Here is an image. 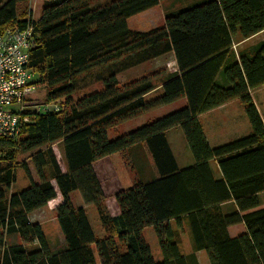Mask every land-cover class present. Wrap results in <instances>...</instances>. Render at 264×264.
Wrapping results in <instances>:
<instances>
[{"label": "trees", "instance_id": "16d2710c", "mask_svg": "<svg viewBox=\"0 0 264 264\" xmlns=\"http://www.w3.org/2000/svg\"><path fill=\"white\" fill-rule=\"evenodd\" d=\"M21 1L27 0H0V30L26 23L29 11L26 16L17 11ZM161 1L42 3L40 17L32 20L29 50L36 89L18 137H0V264H198L193 252L179 249V228L185 225L193 251L204 249L210 264H264V206L258 195L264 191V116L252 95L264 84V39L235 46L264 30V0H195L166 10L162 24L129 27L130 16ZM165 54H173L175 69L119 81L120 73ZM96 83L100 86L93 87ZM158 86L161 94L148 99ZM180 98L185 99L180 108L109 137L118 124ZM233 99L244 105L250 130L211 145L199 115ZM51 101L58 110L36 107ZM174 126L193 159L184 167L166 137ZM54 143L61 147L63 167ZM134 143L143 146L151 177L117 191L119 212L112 215L93 162ZM37 148L42 150L31 161L38 181L17 161L18 154ZM210 160L220 177H214ZM17 168L28 184L9 191ZM57 191L61 202L55 216L64 247L54 251L42 225L28 214ZM74 191L95 207L103 235L86 208L72 202ZM230 199L236 208L224 210L221 203ZM148 226L158 241L159 260L143 235ZM10 236L17 241L9 242Z\"/></svg>", "mask_w": 264, "mask_h": 264}, {"label": "rangeland", "instance_id": "374dc122", "mask_svg": "<svg viewBox=\"0 0 264 264\" xmlns=\"http://www.w3.org/2000/svg\"><path fill=\"white\" fill-rule=\"evenodd\" d=\"M195 0H162L158 5L153 6L151 8H148L144 11H141L139 13H136L132 16H130L127 20L129 27L133 29H139V30H145L148 28H151L153 26L162 24L164 22V14L166 10L173 9L176 7H181L188 5L189 3H192ZM41 8L42 3L37 0H27V1H21L18 4V13L24 12V16L29 14L32 18L38 19L41 14ZM21 18V17H20ZM264 38V32L259 33L258 35L250 38L249 40L245 41V44H251L252 42ZM242 43V45H243ZM238 45V46H237ZM235 45L236 47L242 46L240 43ZM175 61L173 54H165L163 56L157 57L154 60L148 61L146 63H143L139 66L133 67L131 69H128L118 75V79L121 83H127L133 79H136L138 77H141L142 75L149 74L150 72L157 70L159 68H167L168 70L175 69ZM100 86V83H96L93 85V87ZM156 90L153 91L151 94L148 95V99L153 98L159 94H161L162 89H160V86L155 88ZM252 94L254 99L257 102V108L259 109L262 116H264V86H259L256 89L252 90ZM61 100V99H60ZM185 103L184 98H180L178 100L172 101L170 103L163 104L161 106H158L154 109H151L143 114L138 115L135 118L126 120L120 124H118L116 127H113L109 130V137L113 138L117 135H120L122 133H125L131 129H134L144 123H147L150 120H153L155 118L162 117L163 115H166L178 108H180ZM199 120L201 122V125L205 131V133L208 135L210 130H212V127L218 130V135L220 134V138H222L220 143H223L225 141H228L229 139L235 137L244 135L250 130V126L248 123V119L245 114L244 105L238 100L233 99L224 105L220 106L217 109H214L213 111H209V113H204L199 116ZM214 135L211 137L210 135V141H213L212 139L216 140V134L217 132L215 130H212L210 133H213ZM174 142L177 143L178 146L182 148V150H189V148L186 149V141L181 137V135L178 134V136L174 139ZM54 152L59 159V162L63 165L62 160V150L61 147L57 144H53ZM42 150L41 148H37L28 152L20 153L17 156V161H24L32 175V177L37 180V175L35 173V169L33 166V163L31 161V156ZM189 152V151H188ZM129 159L130 166L134 167V162H131L130 157L127 156ZM125 158V159H127ZM139 164L144 166L148 169L149 161L146 159L145 155H139ZM112 161L114 162L113 166L115 171L117 172V175L115 176L113 173L110 175H104V178L106 179H118L120 174L123 176H126V174L130 175V166L128 164H123L122 158H117V154L112 155L111 157ZM98 160V159H97ZM96 161V160H95ZM97 163L94 162V167H96ZM127 168H126V167ZM125 167V168H124ZM120 174H119V173ZM99 173L100 181L105 182L106 180H103L102 175ZM148 172L142 174L145 175ZM131 176V175H130ZM54 184V187L56 188V185L54 181H52ZM28 184V179L25 176L24 171L22 168L16 169V180L13 182L11 189L9 191H18L24 187H26ZM57 190V189H56ZM72 202L77 204L79 201V194L76 196V193L71 194ZM61 202V196L59 192H56V196L52 198V200L48 203V205L45 208H40L37 210H34L30 213V220L33 222H39L43 229H45L49 235V238L52 240H58L62 238V235L59 230V226L57 225L56 216H55V208L56 206ZM49 214V216H45L46 214ZM90 215V214H89ZM143 235L145 239L149 242L152 254L153 256H156L157 253H159V247H158V241L156 238V235L154 234L153 230L145 231L143 232ZM17 239V237H15ZM15 239L12 237L9 238L10 241H14Z\"/></svg>", "mask_w": 264, "mask_h": 264}, {"label": "crops", "instance_id": "0c3cea01", "mask_svg": "<svg viewBox=\"0 0 264 264\" xmlns=\"http://www.w3.org/2000/svg\"><path fill=\"white\" fill-rule=\"evenodd\" d=\"M262 32H264V30L260 31L259 33H262ZM259 33L251 36L250 38L258 35ZM250 38H248V40ZM262 39H264V38H262ZM259 40H261V39H259ZM259 40H256V41H254L252 43H255V42L259 41ZM245 41H247V39L242 40L239 43L242 45V43L243 42L245 43ZM260 86H264V84H262ZM256 88H254V89H256ZM155 90L156 89L152 90L151 92L147 93L145 96L148 97V95L151 94ZM253 100H254L255 104L257 105V102L254 99V97H253ZM220 106H222V105H220ZM220 106H218V107H216L214 109H217ZM214 109H211L209 111H213ZM209 111H207V112L209 113ZM207 112H204V113H207ZM204 113H202V114H204ZM199 116H201V114ZM212 130H215L217 132L216 140L212 139L213 141H210V139H209L210 135H211V137L214 135V132L210 133ZM212 130H210L208 135L205 133L208 142L211 145L220 144V142H222V141H220L222 138L219 137L220 134L218 135V130L215 129L214 127H212ZM178 134L181 135V137L183 139H185L181 129L178 126H174V127H171V128L166 130V137H167V140H168V142L170 144V147H171V149H172V151H173V153H174V155L176 157V161H177V163H178V165L180 167H184V166L192 164L193 159H192V156H191L189 150H186V152H185V150H182V148L180 146H178L177 143L174 142V139L178 136ZM185 145H186V149H187L188 145L187 144H185ZM114 154H117V158L120 157L123 160H125V157L123 156L125 154L126 158H127V156H129L131 162H134V167L129 165L130 166V171L129 172H130L131 176L129 174H126V176L122 177V175L118 172L120 174L118 179L113 178V179L110 180V179H106L107 177L104 178V175L107 176V175H110L112 173L115 176L117 175V172L115 171L114 166H113L114 162L111 159L112 155H114ZM142 154L144 155L143 146L140 143H134V144L130 145L129 147H127V149L124 150L123 152L112 153L110 155H106V156L101 157L98 160L94 161V162L97 163L96 167H94V162H93V167H94V170H95L99 180H100V177H99V173L98 172H100V174L102 175L103 180H106L105 182L100 181V183L102 185V188H103V191H104V194H105L106 207H107V209H108L110 214L115 215V214H117L119 212V208H118V205H117L116 200H115V194H116L117 191L132 185V183H133V181L135 179H138V178L146 179V178H150L151 177V173L152 172H151V164H150V162H149L148 169L139 164V160H140L139 155H142ZM123 164H125V161H123ZM210 167H211V170H212V173H213L214 177H216V178L220 177V171L218 169V166H217V163H216L215 160H210ZM146 172H148V173L142 176V174H144ZM72 193H76V196L79 194V201H78L77 204L74 203V205L83 206V207L86 208L87 213H88V217L90 219V222H91L93 228L95 229V231L97 232L98 235H103V230L100 227V225L98 223V220L96 218L95 207L93 205H90V204H85V202L82 199V196H81L80 192L74 191ZM258 195H259V200H260V206H264V191H261ZM51 200H49L44 206L39 207L37 209L45 208ZM220 206L224 210H227V211H232V210H234L236 208V205H235V202H234L233 199H230V200H227V201H223ZM37 209H35V210H37ZM30 213L28 214L29 220H30ZM49 214L50 213L46 214L45 216H49ZM30 221L33 222L32 220H30ZM151 229H152V227H150V226L145 227L143 229V232H144V230L145 231H149ZM43 230H44L48 245H49V247L52 250L57 251V250H60V249H62L64 247L63 236H62L61 239L58 238V240H52V239L49 238V235H48L47 231L45 229H43ZM59 230H60V228H59ZM153 232H154V230H153ZM179 232H180L179 249L182 252V254L189 255V254H191L193 252V255H194V257H195V259H196L198 264H210L204 249H199V250L193 251L192 241H191V234H190L189 228L185 225V227L183 229L179 228ZM60 233H61V231H60ZM61 235H62V233H61ZM12 237L15 239L14 241H17L15 236H10V239ZM153 257L156 260L161 259L160 250H159V253H157V255L153 256Z\"/></svg>", "mask_w": 264, "mask_h": 264}, {"label": "built area", "instance_id": "2783aa9c", "mask_svg": "<svg viewBox=\"0 0 264 264\" xmlns=\"http://www.w3.org/2000/svg\"><path fill=\"white\" fill-rule=\"evenodd\" d=\"M43 3L46 0H37ZM24 25L13 23L0 30V137L19 135L23 110L36 89V73L29 66V50L34 44L31 16ZM42 110H58L57 101L40 102Z\"/></svg>", "mask_w": 264, "mask_h": 264}]
</instances>
